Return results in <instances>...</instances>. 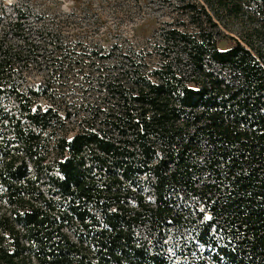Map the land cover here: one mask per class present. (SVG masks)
I'll return each mask as SVG.
<instances>
[{
	"label": "trees",
	"instance_id": "1",
	"mask_svg": "<svg viewBox=\"0 0 264 264\" xmlns=\"http://www.w3.org/2000/svg\"><path fill=\"white\" fill-rule=\"evenodd\" d=\"M181 1L192 28L162 29L151 66L0 0V264H264V0ZM33 65L100 93L73 132Z\"/></svg>",
	"mask_w": 264,
	"mask_h": 264
},
{
	"label": "rangeland",
	"instance_id": "2",
	"mask_svg": "<svg viewBox=\"0 0 264 264\" xmlns=\"http://www.w3.org/2000/svg\"><path fill=\"white\" fill-rule=\"evenodd\" d=\"M2 2L8 10L13 5H22L29 9L31 16L43 17L44 22L41 24L46 25L52 33H57L62 42L72 44L76 52L94 50L106 55L111 52L114 45L133 46L146 53L151 66L158 61L154 44L159 42L162 29L172 26H179L183 30L192 28L186 15L178 8L182 4L181 0H2ZM182 22L184 25H181ZM222 24L219 26L222 34L235 36L240 30L239 23L225 21V27ZM28 25L31 28L29 32L40 27V23L33 21ZM230 42V38H224L219 41L218 46L224 49ZM91 60L93 59L87 61L91 63ZM112 61L106 59L99 64L107 67ZM76 73L71 70L67 79L65 77L53 79V74L48 73L44 66L33 65L25 74L27 86L49 81L46 84L53 100L40 97L37 98L39 104L34 105H39L42 109L46 107L58 109L63 118V128L69 132L77 129V124L83 116L88 117L80 109L87 105L82 102L95 100L100 94L94 90L96 87L93 82L85 83L84 77L80 78L82 74ZM89 79L90 77L87 78ZM66 112L73 114L65 119ZM2 210L0 208V211ZM178 240L176 233L171 230L166 239L170 250L172 243L180 245ZM176 260H179V257L174 261Z\"/></svg>",
	"mask_w": 264,
	"mask_h": 264
}]
</instances>
